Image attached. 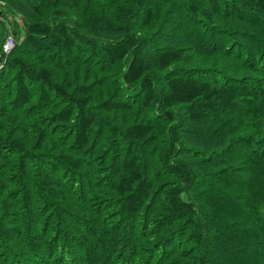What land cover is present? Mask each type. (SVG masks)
Wrapping results in <instances>:
<instances>
[{
    "label": "trees",
    "instance_id": "16d2710c",
    "mask_svg": "<svg viewBox=\"0 0 264 264\" xmlns=\"http://www.w3.org/2000/svg\"><path fill=\"white\" fill-rule=\"evenodd\" d=\"M18 19L0 264H264V0H0L1 44Z\"/></svg>",
    "mask_w": 264,
    "mask_h": 264
},
{
    "label": "rangeland",
    "instance_id": "374dc122",
    "mask_svg": "<svg viewBox=\"0 0 264 264\" xmlns=\"http://www.w3.org/2000/svg\"><path fill=\"white\" fill-rule=\"evenodd\" d=\"M15 21H16V23H15ZM15 26H16V29L17 28H19L20 29V36H18L20 39L22 38V36H23V32H22V25H21V20L20 19H18V20H14V21H11L10 23H8V27H7V32H6V37L7 36H12L13 37V29L15 28ZM17 36V35H16ZM5 37V38H6ZM14 37H15V35H14ZM19 39V40H20ZM4 41H5V39L3 40V42H2V44H1V42H0V47L3 49V43H4Z\"/></svg>",
    "mask_w": 264,
    "mask_h": 264
},
{
    "label": "built area",
    "instance_id": "2783aa9c",
    "mask_svg": "<svg viewBox=\"0 0 264 264\" xmlns=\"http://www.w3.org/2000/svg\"><path fill=\"white\" fill-rule=\"evenodd\" d=\"M3 51L5 52V53H8L12 48H13V46H14V40H13V37L12 36H7L6 38H5V41H4V43H3Z\"/></svg>",
    "mask_w": 264,
    "mask_h": 264
}]
</instances>
